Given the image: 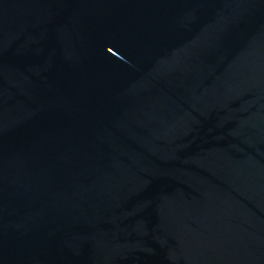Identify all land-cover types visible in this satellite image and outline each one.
<instances>
[{
    "label": "water",
    "instance_id": "95a60500",
    "mask_svg": "<svg viewBox=\"0 0 264 264\" xmlns=\"http://www.w3.org/2000/svg\"><path fill=\"white\" fill-rule=\"evenodd\" d=\"M0 264H264V0H0Z\"/></svg>",
    "mask_w": 264,
    "mask_h": 264
}]
</instances>
